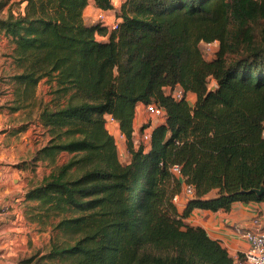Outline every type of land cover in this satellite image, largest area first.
<instances>
[{"label":"trees","instance_id":"trees-1","mask_svg":"<svg viewBox=\"0 0 264 264\" xmlns=\"http://www.w3.org/2000/svg\"><path fill=\"white\" fill-rule=\"evenodd\" d=\"M88 2L20 0L21 11L0 16L16 69L4 107L31 108L44 79L53 94L37 115L49 138L31 158L51 169L23 200L28 220L56 235L46 252L15 264H233L184 219L194 209L264 204V0H123L119 9L93 0L114 8V30L84 21ZM214 41L205 58L200 43ZM176 84L193 103L164 90ZM152 102L164 118L144 150L132 142L133 120ZM107 116L124 136L126 161ZM62 152L70 156L57 165ZM174 164L194 188L181 210L171 200L180 190Z\"/></svg>","mask_w":264,"mask_h":264},{"label":"crops","instance_id":"crops-1","mask_svg":"<svg viewBox=\"0 0 264 264\" xmlns=\"http://www.w3.org/2000/svg\"><path fill=\"white\" fill-rule=\"evenodd\" d=\"M115 6V5H114ZM117 8V6H115ZM98 9L93 0H89L83 10V19L86 23H91V15ZM8 45V51L2 50V44ZM13 44L6 37L0 35V255L13 254L17 250L27 251V241L36 240L38 235L35 231L36 224L28 220L25 215V203L23 202L25 185L21 169L14 166L16 163L26 160L34 152L30 142V107L20 109L10 113L4 105L12 98L11 83L7 79L8 75L16 71L13 59L11 57ZM136 107V113L133 120V126L140 123L141 114ZM38 129L42 128L39 122ZM26 125L24 130L13 131L19 126ZM153 127L152 125L150 126ZM13 134L8 135L10 131ZM135 132V131H134ZM125 143L124 137L121 138ZM39 163V162H38ZM38 169V168H37ZM18 176V181L14 182V176ZM22 177H21V176ZM186 201L179 204V210L183 208ZM259 211L264 213V204L258 202H235L229 210H203L194 209L184 219L191 225H199L205 229L207 235L217 240L234 258L241 251L247 248V242L243 240L236 227L250 226L251 216ZM46 234V233H42ZM12 255V256H13ZM0 264L7 263L6 260H0Z\"/></svg>","mask_w":264,"mask_h":264},{"label":"rangeland","instance_id":"rangeland-1","mask_svg":"<svg viewBox=\"0 0 264 264\" xmlns=\"http://www.w3.org/2000/svg\"><path fill=\"white\" fill-rule=\"evenodd\" d=\"M2 1L3 0H0V3ZM19 1L20 0H8V2L4 6H2V8H0V16H5L8 8L10 6L12 7L13 11H15V12L21 11L24 3H19ZM112 1L115 4V6H117L116 9H119V6L123 0H112ZM199 46H200V49H201L204 57L210 58V57H212L213 52L217 50L218 42L217 41L210 42V43L201 42ZM8 49L9 48H8V45L6 42H5V44H2V50H4L6 52V51H8ZM231 56H233V55L232 54L229 55V57H231ZM209 85H210V88L215 86V82L212 78L209 79ZM50 89H51V86H49V84L46 82V80L45 79L41 80L37 85L36 96H35L33 105L30 109V119H31L30 142H31L33 148L35 149L34 152L41 145H43L47 141V139L49 138V135L46 133V130L43 127L38 129V124L36 122H37V115H38V111H39L40 106L43 103H46L47 101H49V99L51 98V95H53L51 93ZM186 97L188 98V102L190 104L193 103L195 100V95L193 93H188V95H186ZM139 110H141L140 111L141 118H140V123H138V125H136V130H135L133 138H132V142L134 145H137L140 142V135H141L142 126H147V125L154 126L155 124H158L159 122H161V120L157 119L155 116L148 114L145 111L143 105H142V107L139 108ZM107 122L108 121L106 120L107 127L115 135V138H116V146H117L119 159L122 162L126 161L127 157H128L126 144L124 142H122V139L118 136V133L114 132V130L112 128V124L110 125ZM13 131L11 130L8 133V135L13 134ZM33 153L31 154V156L29 158H27L24 161H21V163H23V165H24V166H22V168L16 166L18 169H21L22 172L24 173L23 179H24L25 185L23 186L22 189L25 191L27 190V188L34 186L37 183H39L40 180L42 179V177L44 175H46L51 169V167L46 166L43 162H39L37 165L36 164L33 165L31 163V158H32ZM69 156H70V154H68L66 152L60 153V155L58 156V159L56 161V164L61 165L62 163H64L69 158ZM26 162L28 164H26ZM18 163H20V162H18ZM18 163H16L15 165H17ZM17 181H18V176L15 175L14 176V182H17ZM180 188H181V186H180ZM23 202L25 203L24 209L26 210L27 201L23 200ZM245 228H247V227H245ZM35 231H37V234L39 232L46 233V234L40 233L36 240L29 239L27 241V247H28L27 251L24 252V250L20 249V250H17L15 255L5 253L4 255H0V260H6L7 263H16L18 261V259L28 257L29 255L34 254L35 252H46L49 249L50 239L52 237H55L56 234L53 232V230H51L50 226H48V225L45 227H41L40 225L36 224Z\"/></svg>","mask_w":264,"mask_h":264},{"label":"built area","instance_id":"built-area-1","mask_svg":"<svg viewBox=\"0 0 264 264\" xmlns=\"http://www.w3.org/2000/svg\"><path fill=\"white\" fill-rule=\"evenodd\" d=\"M114 5L115 4L113 3V6ZM90 18L93 22H102L109 30L116 29L119 23V19L116 16L114 8H98L93 12ZM164 90L174 99H180L185 94L183 87L179 84L165 87ZM186 99L188 100L187 97ZM143 106L148 114L155 116L161 121L163 120L164 109L162 106L153 102ZM106 120L108 121V124H112L114 132H117L120 138L124 137L119 131L117 122L111 116H107ZM150 126L151 125L144 128L140 135V143L143 145L144 150H148L150 147ZM170 172L173 177L179 179L180 181L181 188L179 192L172 196L171 199L172 202L178 206L193 197L194 188L191 184L185 182L179 165L174 164L170 166ZM236 231L240 233V236L247 242L248 245L246 249L233 258V264H264V213L259 211L257 214L251 216L250 226L247 228L236 227Z\"/></svg>","mask_w":264,"mask_h":264},{"label":"water","instance_id":"water-1","mask_svg":"<svg viewBox=\"0 0 264 264\" xmlns=\"http://www.w3.org/2000/svg\"><path fill=\"white\" fill-rule=\"evenodd\" d=\"M264 191V188H261L260 190H257V192L260 194Z\"/></svg>","mask_w":264,"mask_h":264}]
</instances>
